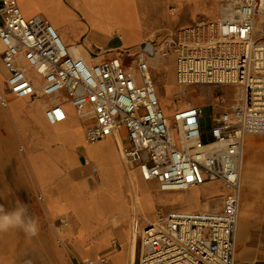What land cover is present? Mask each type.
<instances>
[{"label": "built area", "instance_id": "2783aa9c", "mask_svg": "<svg viewBox=\"0 0 264 264\" xmlns=\"http://www.w3.org/2000/svg\"><path fill=\"white\" fill-rule=\"evenodd\" d=\"M224 4L218 20L181 29L164 48L166 54L178 49L179 85L234 87L230 108L212 112L207 137L202 106L189 104L172 116L161 106L149 71L156 40L140 45L136 61L130 47L108 50L109 56L94 61L73 52L44 16L27 17L18 0H0V41L9 71L1 104L7 106L12 97L52 96L45 107L50 123L68 119L71 105L83 118L89 143L114 139L132 181L139 170L163 190L214 180L226 188L218 209L175 207L147 222L130 264H258L238 257L237 237L245 140L251 133L264 134V0ZM100 260L107 261V255Z\"/></svg>", "mask_w": 264, "mask_h": 264}, {"label": "bare ground", "instance_id": "6f19581e", "mask_svg": "<svg viewBox=\"0 0 264 264\" xmlns=\"http://www.w3.org/2000/svg\"><path fill=\"white\" fill-rule=\"evenodd\" d=\"M169 2L170 0H137L136 4L133 3L128 17L142 29V32L124 29L118 37L120 43L114 42L113 45L121 44L123 47H130L132 51H136L143 43H153L152 41L158 38L156 35L159 31L149 35L147 33L157 26L171 25V14L175 10L169 8ZM225 9L226 5L224 2L221 4L220 0H195V20L189 25L216 21L225 14ZM185 27L171 29L167 39L173 40ZM59 31L62 35L60 29ZM94 31V34L102 40L110 36L106 30L95 29ZM157 43L152 44L155 54L162 55L165 60L163 62L149 61V71L157 87L161 106L167 115L172 116L177 110L189 104L200 105L203 108V104L214 102L212 106L216 107L217 114L223 109L230 108L236 97L231 84H205L209 88L207 94H203L204 92L194 94L193 88L203 86L197 84L188 87L189 91L185 92V87L179 85L175 79V59L178 49L173 47L166 54L164 53L166 42ZM79 47L81 46L75 45L72 51L85 54ZM130 66L133 71H136L135 66L131 63ZM8 75L9 71L0 53V87L4 90H7ZM217 85H221L224 91L222 96L217 93L220 88ZM52 100V96L31 99L14 97L4 109L8 111L13 125L24 139L23 148L28 151L30 159L36 163L42 183L48 181L49 176L64 171L62 175H58L56 182L49 183L44 188L53 215H61L66 220L67 226L75 230L74 246H84L81 241L83 230H90L96 225H105L109 221L117 227L122 247H112L114 249L108 252L107 264H130L132 249L140 229L147 222L160 216V208L167 210L170 209L169 207L209 208L214 205L205 206L204 203L210 202L209 195L223 193L226 190L222 182L218 180L185 189L163 190L155 181H145L138 173L139 170H136L134 181H132L123 166L115 143L114 149L102 147L111 137L90 144L85 138L78 115L76 119L79 120L78 128L82 131L83 144L90 147L88 150L90 163L75 169V172L73 169L72 172L69 168L74 165L73 155L78 147L70 123L75 116L72 117L70 112V108L73 109V107L67 106L68 119L50 123L45 116V107ZM14 101H18L17 104H14ZM218 106L222 109L219 110ZM253 139L258 144L253 152H249L247 146L244 147L241 210L237 237V245L238 241L242 242V247L237 252L238 257L250 260H254L252 258L255 256L264 257V237H260L264 233V226L261 227V221H259L262 217L264 218V134L254 135ZM42 164H45V167ZM251 220L255 221L257 226L251 227ZM85 247L90 252L91 262L88 264H103L99 261V252L92 243L85 244ZM3 264H10V262L6 260ZM44 264H56V262L53 258L46 256ZM78 264L86 263L84 259H81Z\"/></svg>", "mask_w": 264, "mask_h": 264}, {"label": "crops", "instance_id": "0c3cea01", "mask_svg": "<svg viewBox=\"0 0 264 264\" xmlns=\"http://www.w3.org/2000/svg\"><path fill=\"white\" fill-rule=\"evenodd\" d=\"M18 2L27 17L31 18L37 14L44 16L61 30L62 37L71 49L75 45L81 46L79 49L94 61H100L109 56L112 51L108 50L124 48L121 44L113 45L114 42L120 43L118 37L124 29L142 32V29L128 17L132 4H136L137 0H18ZM194 3L195 0H170L168 6L170 9L175 10L171 14V25L157 26L147 34L159 31V34L156 35L159 38L165 34V30L170 32L174 28L189 26L195 20ZM95 29L106 30L110 34L109 38L102 40L97 37L94 34ZM4 49L5 46L0 41L2 56ZM105 50L108 52L103 53ZM217 86L220 87L221 85ZM17 102L14 101V104H17ZM212 104L215 103L203 104L202 110L205 106H211L215 111L216 107H213ZM218 108L219 110L222 109L221 106H218ZM5 119H8V111L0 108V122L4 121L0 129H4V139L8 143L7 149L15 162V173H18L19 176V189L13 196L17 199L13 201L17 205H11L1 200L7 195H4V190L0 191V208L5 212H10L18 205H26L28 208L27 217H31L38 222V232L34 236L25 233L21 228H11L0 232V264H3L6 260L10 264H33L35 261L45 263L46 255L51 257V250L56 251L61 261L67 264H69L68 262L77 264L85 256L91 259L90 252L85 247V244L89 243H92L97 249L99 257L107 255L108 263V252L114 249L112 247H122L121 236L117 227L114 224L109 227L96 225L90 230H83L81 231V241L84 246H74L75 230L67 226L66 220L61 215H53L44 188L45 185L56 182L58 175H62L64 171L49 176V180L42 183L36 169V163L30 159L26 149L23 148L22 150L18 146L19 142L24 143L20 132L16 127L13 129V127L8 126ZM80 124L85 134V127L81 118ZM202 125L205 130L208 128L203 123ZM71 126L78 147L75 155H73L74 165L69 169L72 172L74 169L75 172V169L90 163L88 151L90 147L84 146L82 131L78 128V123L72 121ZM253 136L249 134L245 141V146L248 147L249 152H253L258 145ZM114 143L115 141L111 137L102 147L114 149ZM115 146L117 147L116 143ZM42 165L45 167V164ZM216 195L217 202L209 208L218 209L222 206V193ZM263 226L264 218L261 221V227ZM254 260L258 261L259 258Z\"/></svg>", "mask_w": 264, "mask_h": 264}, {"label": "rangeland", "instance_id": "374dc122", "mask_svg": "<svg viewBox=\"0 0 264 264\" xmlns=\"http://www.w3.org/2000/svg\"><path fill=\"white\" fill-rule=\"evenodd\" d=\"M220 2H221V4L224 2V0H220ZM189 26H193V25H189ZM189 26H186V27H189ZM166 31V30H165ZM168 32L169 31H166L165 32V34L162 36V37H159V38H156L155 40L157 41V42H159V43H161V42H167V36H168ZM176 38V37H175ZM171 40V39H170ZM170 40H168V42H167V44L166 45H170V43H169V41ZM159 43H157V44H159ZM173 48V47H172ZM138 50V49H137ZM135 52L136 51H134L133 50V57L130 55V56H128V58H131L132 57V59L133 60H135L136 61V58H135ZM77 53V52H76ZM149 59H150V61H152V62H163L164 60H165V58L162 56V55H158V54H150L149 55ZM130 63H133V61L131 60L130 61ZM5 90H4V88H2V87H0V96H1V94L4 92ZM189 90H188V88H185V92H188ZM192 91L194 92V94H198L199 92H204L203 94H207L208 92H209V88H208V86H206V85H203V86H197V87H195V88H193L192 89ZM224 91L222 90V88L220 87V88H218V90H217V93H220V95L222 96V93H223ZM29 99H31V98H29ZM4 107H6V106H4L3 104H1V102H0V108H2V109H4ZM71 109L72 108H70V112H71V114H72V117H73V119L74 120H70V123L72 124V121H76V123H78L79 122V120L78 119H76V115H77V113H76V111H75V109L73 108L72 109V111H71ZM213 108L211 107V106H205L204 107V109H203V114H204V116H203V119H202V123L206 126V127H208L206 130V134H207V137H210V132L208 131V129H209V127H210V125H211V123H212V112H213ZM71 117V118H72ZM5 123L8 125V126H10V127H13V129H15L14 127V125H13V122H12V120L10 119V117H9V114H8V119H5ZM3 124H4V121H2V122H0V126H3ZM3 131H4V129H0V191H2V190H4V195H7V196H4L1 200H3V201H5V202H7V203H9V204H11V205H17L16 203H14L13 201H16L17 199H15V198H13V196L16 194V191L19 189V181H18V178H19V176H18V173H15V169H16V167H15V162L12 160V158H11V156H10V154H9V150L7 149V147H8V143H7V141L4 139L5 138V135L3 134ZM260 134V133H259ZM258 133H251L250 135H259ZM18 146H19V148L20 149H22L23 150V142H19L18 143ZM149 182V181H148ZM158 185H159V183L157 182V181H155ZM138 185H140V183H138ZM160 186V185H159ZM217 195H214V194H212V195H209V198H210V202L209 203H204L205 204V206H208V205H210V204H215L216 202H217V197H216ZM170 209H171V207H169ZM160 210L161 211H167V209H162V208H160ZM169 210V209H168ZM263 218V217H262ZM262 218L259 220V221H262ZM112 224V221H109L108 223H106L105 225H103V227H106V226H108V225H111ZM250 224H251V227H255V226H257L256 224H255V221H253V220H251L250 221ZM102 227V228H103ZM249 236V235H248ZM261 238H263L264 237V233H263V235L262 236H260ZM260 237H259V239H260ZM246 239H249L248 237H246ZM250 240H252V238L250 239ZM244 242V241H243ZM250 242V241H249ZM237 247H238V249H240L241 247H242V242H241V240L240 241H238V245H237ZM44 248V247H43ZM137 252H138V250H137ZM132 253H133V249H132ZM132 255V254H131ZM47 256V255H46ZM48 257V256H47ZM131 257L132 256H130V260H131ZM51 258H53L54 260H55V262H56V264H67L66 262H62L60 259H59V256L57 255V253H56V251H54V250H51ZM257 257L255 256V257H253L252 259H256ZM89 258L88 257H86L85 256V258H84V260H85V263L86 264H88L87 263V260H88ZM241 259H243V258H241ZM100 262L101 263H107V261H101L100 260ZM44 263V262H43ZM43 263H41V262H39V261H35V262H33V264H43ZM69 264H73V263H71V262H68ZM79 262H77V264H78ZM258 264H264V257H261V258H259V260H258Z\"/></svg>", "mask_w": 264, "mask_h": 264}, {"label": "clouds", "instance_id": "9594fccd", "mask_svg": "<svg viewBox=\"0 0 264 264\" xmlns=\"http://www.w3.org/2000/svg\"><path fill=\"white\" fill-rule=\"evenodd\" d=\"M28 208L26 205H18L14 210L5 212L0 208V232L11 228H21L29 235H36L38 222L27 217Z\"/></svg>", "mask_w": 264, "mask_h": 264}]
</instances>
